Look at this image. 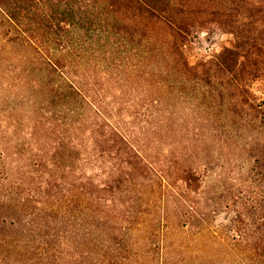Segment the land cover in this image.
Wrapping results in <instances>:
<instances>
[{"label":"rangeland","instance_id":"rangeland-1","mask_svg":"<svg viewBox=\"0 0 264 264\" xmlns=\"http://www.w3.org/2000/svg\"><path fill=\"white\" fill-rule=\"evenodd\" d=\"M173 1L185 28L159 56L162 104L136 120L133 97L145 89L133 85V55L121 53L128 62L115 67L102 48L73 47L76 93L50 65L58 46L49 27L17 25L0 7L2 264L22 263L28 233L46 242L34 247V264H264L252 248L264 206V80L218 57L264 42V0ZM84 94L101 98L140 154L114 173L118 217L94 225L84 202L92 121ZM102 160L115 171L114 158Z\"/></svg>","mask_w":264,"mask_h":264},{"label":"trees","instance_id":"trees-1","mask_svg":"<svg viewBox=\"0 0 264 264\" xmlns=\"http://www.w3.org/2000/svg\"><path fill=\"white\" fill-rule=\"evenodd\" d=\"M174 3L173 0H0V7L17 25L23 22L30 26L37 25L39 29L49 27L48 40L51 44L56 42L58 46L54 47L58 55L54 59H49L50 65L62 82L76 93H80V89L70 78L73 47L102 48L106 54L105 60L114 66L128 62L121 61V53L127 54V59L133 55V85L139 86L142 81L143 84L140 86L145 89L142 95L133 97V117L136 120L137 114H142L139 110L147 111L152 105L160 107L162 104L165 64L159 56L163 54L164 46L175 44L176 35H181L185 28L182 21L175 19L171 13L173 9H176V14L178 12ZM38 34L31 30L30 37L40 42ZM218 57L222 58L221 64L225 69L232 70V66L243 73L246 72L248 79L264 80V42L251 43L241 51L225 48ZM153 80L154 84L150 85V89L145 87ZM154 88L157 91H150ZM82 97L86 99L92 115L88 155L91 171L86 180L84 202L88 210L87 219L94 225L96 219H103L109 215L118 217V201L115 187L113 188L116 175L114 173L119 169L117 176L126 174V169L131 166L129 159L133 156L139 157L140 154L130 142L128 135L119 130L118 122L113 123L106 116L102 110L100 97L85 94ZM149 113H143L146 115L144 124L149 121ZM107 141H112L113 145L104 149L103 143ZM118 143L122 146H118ZM115 145L117 147L113 153L111 148ZM103 157H112L117 161V165L114 161L115 171L107 170ZM259 207L260 223L252 248L257 255L263 256L264 206ZM110 212L112 214H109ZM23 230L29 232L25 227ZM28 235L29 237L20 241L23 249L20 252L23 259L20 261L21 264H34L36 256L34 247L46 243L40 238L33 239L30 233ZM32 236L34 237L33 234ZM2 261L3 258H0L1 264ZM16 262L17 260L11 259V264Z\"/></svg>","mask_w":264,"mask_h":264}]
</instances>
